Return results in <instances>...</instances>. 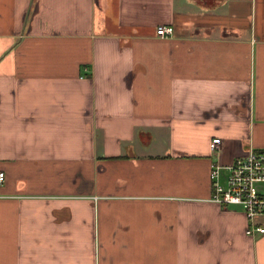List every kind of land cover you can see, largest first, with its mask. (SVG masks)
Here are the masks:
<instances>
[{
  "label": "crops",
  "instance_id": "1",
  "mask_svg": "<svg viewBox=\"0 0 264 264\" xmlns=\"http://www.w3.org/2000/svg\"><path fill=\"white\" fill-rule=\"evenodd\" d=\"M213 137L264 149V0H0V264H264Z\"/></svg>",
  "mask_w": 264,
  "mask_h": 264
},
{
  "label": "built area",
  "instance_id": "2",
  "mask_svg": "<svg viewBox=\"0 0 264 264\" xmlns=\"http://www.w3.org/2000/svg\"><path fill=\"white\" fill-rule=\"evenodd\" d=\"M171 34V26L159 25L156 28L159 37ZM220 145L219 137H213L209 142L212 155L208 171L209 200L239 206L247 219L245 233L249 236L264 234V149L250 147L231 162L223 164L219 158ZM3 180L4 173L0 172V185Z\"/></svg>",
  "mask_w": 264,
  "mask_h": 264
}]
</instances>
